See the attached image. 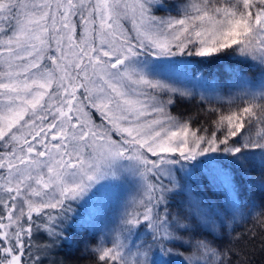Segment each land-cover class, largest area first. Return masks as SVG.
<instances>
[{"label": "snow or ice", "instance_id": "6c2138e0", "mask_svg": "<svg viewBox=\"0 0 264 264\" xmlns=\"http://www.w3.org/2000/svg\"><path fill=\"white\" fill-rule=\"evenodd\" d=\"M241 183L264 190V0H0V264H251Z\"/></svg>", "mask_w": 264, "mask_h": 264}, {"label": "trees", "instance_id": "16d2710c", "mask_svg": "<svg viewBox=\"0 0 264 264\" xmlns=\"http://www.w3.org/2000/svg\"><path fill=\"white\" fill-rule=\"evenodd\" d=\"M161 14V13H158ZM223 63V62H220ZM189 67H194V65H189ZM210 71L219 73L222 71L221 67L216 66L210 69ZM207 75V72L205 73ZM246 74L253 80L258 77L259 74V69H254V70H246ZM195 104V101H192L191 103L188 102H183V103H178L177 107L173 109V114H183V115H189V114H194L196 112V108L193 107ZM225 107H227L225 105ZM200 120H204L205 116L203 114L200 115L199 117ZM249 186L247 183H241L239 186L240 191L242 192L243 196L250 200V197L254 194V192H249ZM204 189L205 191L210 194V189L207 185V183H204ZM262 196L259 197L261 199ZM244 227V226H243ZM237 229L236 231H242V228ZM85 234V232L83 233ZM80 238V233L77 236V239ZM38 242H43V238H40ZM247 251L249 255L246 257V259H249L251 264H264V251H261V244H260V239L259 237L252 242L251 244L248 245ZM82 248L78 249L75 251V253H70V250L68 248H65L64 250L57 252L54 254V258L57 261V264H59L60 261H64L65 264H68V261L75 260L78 257L81 256ZM90 257L88 254H84L83 259L80 261V264H89ZM45 264H49V261H45Z\"/></svg>", "mask_w": 264, "mask_h": 264}, {"label": "rangeland", "instance_id": "374dc122", "mask_svg": "<svg viewBox=\"0 0 264 264\" xmlns=\"http://www.w3.org/2000/svg\"><path fill=\"white\" fill-rule=\"evenodd\" d=\"M259 78V74L258 77L256 79H253V81L255 82L257 79ZM190 86V85H189ZM223 94L225 96H227L229 94L227 89H223ZM237 91V89H232V92ZM259 170L257 169V171L253 172L252 175L255 177H259ZM204 183H207V180L204 176H200L199 174H197V177L193 180V182L191 183V187L193 189V195H196L197 193L201 194L204 197H208V198H212V199H216L217 196L221 195L218 191V189H216L215 187L208 185L209 189H210V194H208L205 189H204ZM249 188V192H254V194L250 197L251 201H256L259 202L261 199H259L260 196L264 197V190H262L259 185L253 186L251 184H248ZM116 211V206H115V201L112 202V204L104 207L100 214L98 215V224L97 227L98 228H103L104 224L106 222V220L110 217H112L115 214ZM243 227V226H241ZM241 227H237V229L241 228ZM84 232L80 233V238L83 241H87L90 246H94L99 238V236L101 235V233L99 231L96 232L95 236H91L89 235V233L85 232V234H83ZM81 248H83V244H81Z\"/></svg>", "mask_w": 264, "mask_h": 264}]
</instances>
